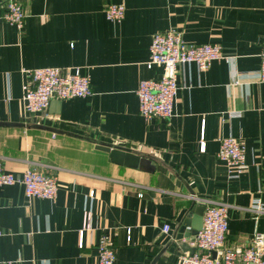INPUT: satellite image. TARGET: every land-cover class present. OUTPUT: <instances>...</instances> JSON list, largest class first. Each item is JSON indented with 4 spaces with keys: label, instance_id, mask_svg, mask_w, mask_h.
<instances>
[{
    "label": "crops",
    "instance_id": "1",
    "mask_svg": "<svg viewBox=\"0 0 264 264\" xmlns=\"http://www.w3.org/2000/svg\"><path fill=\"white\" fill-rule=\"evenodd\" d=\"M20 3L22 28L0 19V161L17 177L35 169L56 178L59 188L52 202L29 200L20 184L0 187V264H99L102 233L115 264H176L196 251L197 234L180 230L203 218V200L228 206V247L264 232L256 205L264 206V0ZM113 4L125 5L121 22L106 18ZM172 29L187 43L221 46L229 62L181 67L173 116L147 120L136 92L142 80L161 79L163 70L146 62L153 36ZM41 68L89 76L92 96L27 113L24 71ZM228 137L245 145L248 168L236 178L217 158ZM100 143L132 150L138 162H117ZM88 210L93 229L80 248Z\"/></svg>",
    "mask_w": 264,
    "mask_h": 264
},
{
    "label": "built area",
    "instance_id": "2",
    "mask_svg": "<svg viewBox=\"0 0 264 264\" xmlns=\"http://www.w3.org/2000/svg\"><path fill=\"white\" fill-rule=\"evenodd\" d=\"M124 4L107 7V20L121 22L125 18ZM0 19L22 28L26 14L20 0H1ZM217 61L229 62L219 45H195L184 40L183 32L175 29L159 32L153 36L149 60L146 67L161 68L160 80H142L136 95L139 100L140 115L151 120L155 117L171 118L174 103L180 89L178 82L181 67L195 65L201 71H207ZM27 79L22 85V101L29 114L45 112L53 99L71 100L92 96L89 76L73 72L70 68H41L25 70ZM260 82L264 84V44L261 53ZM206 144L204 132L201 134L200 151L204 152ZM219 161L227 164L232 178L239 177L248 168L245 157V145L237 138L228 137L221 140L217 154ZM20 184L24 187L29 200L45 199L56 201L58 182L56 178L42 174L35 169H26L21 177L5 171L0 161V187ZM92 198L94 192L90 195ZM206 210L201 231L192 242L195 252H184L176 264H264V232H256L245 245L230 248L226 244L228 235V206L220 201L203 200ZM257 211L264 214V206L257 204ZM93 215L86 211L83 229L80 231V248L84 247V234L93 229ZM169 233L170 227L165 226ZM2 232L0 230V236ZM128 241L131 230H128ZM99 264H115L116 251L108 235L102 233L97 243Z\"/></svg>",
    "mask_w": 264,
    "mask_h": 264
},
{
    "label": "water",
    "instance_id": "3",
    "mask_svg": "<svg viewBox=\"0 0 264 264\" xmlns=\"http://www.w3.org/2000/svg\"><path fill=\"white\" fill-rule=\"evenodd\" d=\"M100 149L106 152H109L112 158L117 162H125L130 163L131 165H135L138 162L139 156L132 150L121 148L113 144H104L100 143ZM203 218L200 216L199 218L195 217L193 219H187L183 222L181 226V234L184 233L186 238L191 237V235L198 234L202 229ZM181 237H183V235Z\"/></svg>",
    "mask_w": 264,
    "mask_h": 264
}]
</instances>
